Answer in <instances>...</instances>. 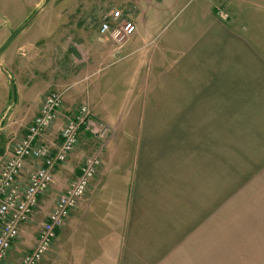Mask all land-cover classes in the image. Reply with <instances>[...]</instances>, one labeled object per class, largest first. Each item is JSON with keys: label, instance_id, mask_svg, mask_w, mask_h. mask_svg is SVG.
Instances as JSON below:
<instances>
[{"label": "crops", "instance_id": "1", "mask_svg": "<svg viewBox=\"0 0 264 264\" xmlns=\"http://www.w3.org/2000/svg\"><path fill=\"white\" fill-rule=\"evenodd\" d=\"M57 18L64 17L52 14L44 33L4 51L0 63L16 97V85L23 93L37 78L25 63L44 55L35 47L46 40L41 37L58 34L50 27ZM129 19L136 33L122 49L89 32L86 61L78 49L74 57L82 64L65 72L74 79L46 81L33 99L22 96L30 125L43 96L62 93L56 122L40 142L57 146L65 118L83 104L110 129L97 175L58 231L45 264H264V29L231 27L213 15L195 39L176 31L169 42L150 45L154 32L143 14ZM135 37L141 45L131 49ZM116 66L121 71L111 70ZM18 75L29 80L18 81ZM81 162L69 160L73 179ZM27 163L24 183L36 165ZM56 170L48 200L40 204V196L34 209L46 208L41 220L20 226L11 254L27 237L32 242L24 254L32 251L67 187L59 184L63 169Z\"/></svg>", "mask_w": 264, "mask_h": 264}, {"label": "rangeland", "instance_id": "2", "mask_svg": "<svg viewBox=\"0 0 264 264\" xmlns=\"http://www.w3.org/2000/svg\"><path fill=\"white\" fill-rule=\"evenodd\" d=\"M43 4L44 0H0V46L13 34L16 29L25 23L38 8L42 7V12L40 11L41 13L33 19L19 35H17L15 40L12 41L13 43L10 44L11 46L9 45L10 47L8 46L9 48H6L8 49L7 52L13 50L15 41L17 43V40L19 41L24 37H34L35 34L38 36V34L44 33L46 23L49 22L50 24V21L48 20H50L52 14L55 15V19L56 15H63L64 17L63 19L57 18L54 25L50 26L52 28L56 27L58 34L54 37H49V35L45 37L43 36L41 38L46 40L40 41L36 45V49L43 48L45 50L44 55L38 56L35 61H32L28 65L25 63V67L27 69H31L33 75H37V78L32 81L30 90L28 87H24L23 93L20 90L21 86L16 85L18 94L17 97H15V101L11 105L9 104L7 94L9 93L8 83L0 74V172L7 158L11 157V152L13 151L15 145H17L19 141L25 137V135H23L25 129L27 128L28 130L33 123L32 121L29 125V123L24 121L27 116L25 113H22L23 111L20 109V102L23 94H25L26 97L32 98V94L36 92V88L37 90L43 89L46 85L44 82L46 81H55L57 79H64L68 81L71 77L66 76V70L71 67V64H82L79 62L80 59L78 57H74V54L79 49V52L82 53L84 61H86V47H89L87 44H90L89 42L95 36V33L98 35L99 38L97 40L100 42L103 40L107 43H109V41L112 42L108 34L100 36L99 26L105 18H109V16L114 12L119 11L123 15H127L128 12L131 15L142 13L145 17L146 23L151 25L154 32L150 45H158L159 43L165 44L169 42L168 40H172L174 38L176 31L181 34L180 37L182 38L195 39L201 34L200 29L203 27L202 30H204L207 27L206 23L213 15L220 17L222 20H228L230 22L228 24L231 27H238V25H240L246 29H264V0H48L45 5ZM156 14L159 15V18L157 19ZM76 29H81L85 33V36H83V34L78 36ZM92 31L94 32L92 38L91 36L86 37V35ZM74 33H76L75 36ZM143 35L145 36V34ZM96 44L98 46L99 43ZM129 45H131V49L139 47L141 45L140 37H135L133 44L131 41ZM90 47H93V45L91 44ZM23 52L24 51L22 50L20 53L23 54ZM4 55V52L0 55V62L5 61ZM121 56L122 52L117 59ZM21 57L22 59L25 58L23 56ZM74 65H72V67ZM22 67L23 65L20 64L19 68L22 69ZM118 67L119 66L111 68V70H114L116 71L115 73H117ZM121 69L122 66L119 67L118 70L121 71ZM28 77H31V75ZM20 79L23 82L25 80H29L28 78H24V76H21L20 78L18 75L17 80L20 81ZM71 79H74V77L72 76ZM46 95L43 96L38 108V114L33 120L36 119L39 113L41 114V107L43 104L45 105L46 98L44 97ZM25 103L31 105V100L25 99ZM73 103L75 107L78 105L76 102ZM68 114L71 115L72 112L69 111ZM55 122L56 116L54 117L53 124ZM51 127H48L47 129L49 130ZM47 129L40 134V137L48 131ZM108 135H110V129ZM33 143L37 145H56L52 141L40 142L36 139ZM93 143V140H87L84 137H81L75 150L72 151L68 159L56 167V173L59 172L60 169H63L61 170V172H63V178L60 179L63 181L62 183H59L62 187L71 183L73 180L74 172L73 168H70L68 165L69 160L73 159V161H78L79 165L80 161L83 162L85 158H88V156L92 154L94 147ZM27 161L29 160H25L24 162L23 170L28 166ZM37 165H40L39 161L36 162L35 166ZM55 169L52 173L53 184ZM23 175L24 174L22 173L21 176ZM24 182L25 181L22 180L21 182L19 181V183L25 184ZM49 193L50 192H47L46 194L44 193V196H41L42 200L40 201V204L43 200H48ZM45 205L47 204L45 203ZM45 209H36L31 217L33 215L34 216L32 218L30 217L31 219L29 218L30 220L28 219L27 222H30L31 225H35V222H39L41 220V216ZM31 242V237L24 239L21 244V250L18 253L11 254L12 263L16 264L17 261L25 255L24 252L30 247ZM45 256L47 257V254ZM44 260L45 259H43V264H45Z\"/></svg>", "mask_w": 264, "mask_h": 264}, {"label": "built area", "instance_id": "3", "mask_svg": "<svg viewBox=\"0 0 264 264\" xmlns=\"http://www.w3.org/2000/svg\"><path fill=\"white\" fill-rule=\"evenodd\" d=\"M130 15L116 11L105 18L99 26L101 35L108 34L114 45L121 48L136 32ZM44 98L41 114L33 120L25 137L15 145L11 157L7 158L0 172V264L11 262V247L19 237L20 226L33 214L37 200L53 184L54 169L64 163L79 138L84 135L95 143L93 154L85 158L80 166V173L59 196L49 211L46 222L38 232L37 240L31 252L25 254L16 264H43L57 231L61 229L70 212L85 197L90 183L96 177L100 157L105 149L109 128L95 118L90 108L83 104L76 109L71 118H67L60 131V144L37 145L33 141L51 127L57 110L62 103V94L48 93ZM48 130V129H47ZM25 160L40 162L27 176L26 183L21 182ZM23 170V171H22ZM22 171V172H21ZM21 173V174H20Z\"/></svg>", "mask_w": 264, "mask_h": 264}, {"label": "water", "instance_id": "4", "mask_svg": "<svg viewBox=\"0 0 264 264\" xmlns=\"http://www.w3.org/2000/svg\"><path fill=\"white\" fill-rule=\"evenodd\" d=\"M47 2L48 0H44L43 5H45ZM41 9L42 7L38 8L34 12V14L25 23H23L18 29H16L13 32V34L0 46V55L5 51V49L10 45V43L17 37V35H19L27 27V25L31 23L33 19L36 18V16L39 14ZM0 74L6 79L8 83V89H9V94H10L9 104L11 105L15 101V97H16L15 87H14V83H13V79L11 75L1 63H0ZM0 124H1V117H0Z\"/></svg>", "mask_w": 264, "mask_h": 264}, {"label": "trees", "instance_id": "5", "mask_svg": "<svg viewBox=\"0 0 264 264\" xmlns=\"http://www.w3.org/2000/svg\"><path fill=\"white\" fill-rule=\"evenodd\" d=\"M8 99H10V94L8 93Z\"/></svg>", "mask_w": 264, "mask_h": 264}]
</instances>
